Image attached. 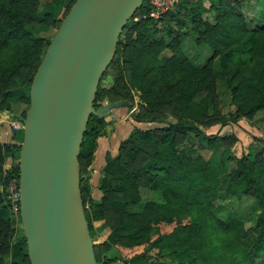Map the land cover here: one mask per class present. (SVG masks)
Here are the masks:
<instances>
[{
    "label": "trees",
    "instance_id": "obj_1",
    "mask_svg": "<svg viewBox=\"0 0 264 264\" xmlns=\"http://www.w3.org/2000/svg\"><path fill=\"white\" fill-rule=\"evenodd\" d=\"M195 2L198 8L202 0ZM210 2L209 8L217 12L215 22L192 13V23L180 21L186 25L184 33L158 36L154 35V26L148 25L147 20L153 18H134L149 9V0H145L124 26L109 64L120 58L128 65L129 86L139 90L135 119L156 121V117L147 118L141 109H159L166 102L172 104L176 117L159 128L134 127L120 142L118 153L106 159L99 185L102 196L98 201L90 199L93 211L82 196L90 229L93 220L101 219L111 206L121 218L110 231V240L120 247L147 244L145 249L152 254L133 255L131 264H264V157L258 152L253 159H237L228 171L223 155L205 157L199 151L206 145L215 146V133H206L200 124L218 96L214 79L226 81L235 105L233 113L221 116L222 124L264 110V23L248 29L237 9L240 0ZM27 5L37 11V0H0V51L19 45L20 52L9 56L14 65L28 62L26 55L36 57L42 46V38L27 28ZM178 13L179 9L174 14ZM193 30V49L201 55L198 46L211 49L204 64L193 63L183 45L186 32ZM216 56L220 58L219 67H212L210 63ZM10 93L7 90L4 95L10 98ZM101 96L99 82L96 106ZM104 123V117L92 114L89 118L78 156L80 169L83 163L91 164ZM14 135L6 147L18 157L22 139L19 142ZM143 149L149 150L148 155L134 165ZM6 171L18 174V162ZM7 173L0 160V183ZM142 176L161 199L141 198L138 182ZM80 185L82 192V182ZM247 193L256 197L249 222L232 213H217L216 201ZM4 198L0 191V210L6 206ZM8 223L0 214V264L8 249L11 264H27L25 236L10 242ZM247 235H255L250 244L245 241ZM118 237L124 242H117ZM95 253L101 260L96 248Z\"/></svg>",
    "mask_w": 264,
    "mask_h": 264
},
{
    "label": "water",
    "instance_id": "obj_2",
    "mask_svg": "<svg viewBox=\"0 0 264 264\" xmlns=\"http://www.w3.org/2000/svg\"><path fill=\"white\" fill-rule=\"evenodd\" d=\"M145 0H74L33 74L18 156L19 215L27 264H102L81 192L79 152L91 115L125 98L94 104L119 36Z\"/></svg>",
    "mask_w": 264,
    "mask_h": 264
},
{
    "label": "rangeland",
    "instance_id": "obj_3",
    "mask_svg": "<svg viewBox=\"0 0 264 264\" xmlns=\"http://www.w3.org/2000/svg\"><path fill=\"white\" fill-rule=\"evenodd\" d=\"M73 0H37V11L32 5H27L26 11L29 13L27 28L36 36L42 38V46L40 53L35 56L26 55L28 62L14 65L9 56L13 53L20 52L19 45H9L6 51H0V160L6 174L8 168L16 165L18 162L17 155L12 154L6 147V143L13 141V135L20 142L22 139V120L18 115H23L29 104V85L30 80L35 71L36 65L39 62L46 45L56 32L59 23ZM181 3L182 6L178 7ZM210 0H202V3L197 8L195 0H171L164 12L157 18L151 16H143L148 13L144 11L137 13L134 18H153L147 20L149 27H153L154 35H162L171 32L173 35H180L185 24L192 23V13L201 14L202 19L213 23L216 20L217 12L210 9ZM36 5V2H35ZM166 6V4H164ZM200 8V11H199ZM179 9L178 14H174ZM238 11L243 14L245 25L248 29H253L257 25L264 23V0H240ZM197 17V16H196ZM182 21L183 23H181ZM184 33V32H183ZM192 33L186 32L183 40L186 53L195 64H204L206 57L210 54L211 49L207 45L198 46L203 51V55L196 52L193 47L194 42L191 41ZM123 34V33H122ZM123 36V35H122ZM220 58L216 56L210 65L219 67ZM129 69L128 65L117 58L104 72L100 79V89L102 96L96 102L102 104L109 100L119 99L122 97L128 98L130 101H137L139 90L130 87L128 83ZM217 99H215L209 107L205 120L200 124L206 133H215V146H203L199 149L200 153L209 157L212 154L223 155L225 160L226 170H231L236 160L244 158L245 160L253 159L256 153H261L264 157V110H258L253 114L241 115L236 121H227L222 124L221 116L231 114L235 110V105L232 100V94L226 81L222 78L214 79ZM10 91V98L4 95L5 91ZM120 94H117V93ZM8 105V107H7ZM142 112L147 118L156 117V121L147 120L141 125L146 127H160L168 122L176 120L172 113V104L169 102L163 103L159 109H147L143 107ZM107 125L105 130L110 132L113 130V119L106 116ZM150 149V147H148ZM143 149L137 156L133 164H140L139 160H144L148 155L149 150ZM80 172L83 174L82 196L86 200V206L93 211L91 198L96 201L102 196V189L95 184V179L91 174V168L86 163L82 164ZM5 181L0 183V191L4 192L6 206L2 207L0 214L4 219L8 220L9 241L12 242L18 237L24 235L22 224L19 215V207L16 201L9 196L6 191V186L9 182L10 173H7ZM138 191L142 199L155 198L161 199V194L153 192L148 188L146 177L139 178ZM256 197L254 194L247 193L240 197L229 196L226 200H218L217 213L221 216L235 214L241 216L246 222H249V212ZM120 215L111 206H108L101 219L93 220L90 229L91 236L99 258H103L102 264H131V256L152 254L147 251L146 243L134 247H120L113 243L109 238V233L114 229ZM254 221V220H253ZM255 235H247L245 241L250 244L254 241ZM117 242L123 243V237H118ZM10 250L8 249L2 254L3 264L10 263Z\"/></svg>",
    "mask_w": 264,
    "mask_h": 264
},
{
    "label": "crops",
    "instance_id": "obj_4",
    "mask_svg": "<svg viewBox=\"0 0 264 264\" xmlns=\"http://www.w3.org/2000/svg\"><path fill=\"white\" fill-rule=\"evenodd\" d=\"M137 101H132L133 106L115 107L112 114L106 115L113 119V130H105L107 121L105 120L103 133L97 138V145L93 153L92 162L89 165L91 174L95 179V184L100 185V179L104 174V165L108 156H114L118 153L120 142L127 137L134 127L143 128L142 123L135 119V113L139 110V97ZM106 116L104 117L106 119Z\"/></svg>",
    "mask_w": 264,
    "mask_h": 264
},
{
    "label": "built area",
    "instance_id": "obj_5",
    "mask_svg": "<svg viewBox=\"0 0 264 264\" xmlns=\"http://www.w3.org/2000/svg\"><path fill=\"white\" fill-rule=\"evenodd\" d=\"M170 1L171 0H149L150 7L148 9V13L143 16H151L154 18L159 17L164 12L165 8H167ZM164 4H166V6H164ZM9 178L6 191L9 196L16 201L17 206L19 207V176L18 174H11Z\"/></svg>",
    "mask_w": 264,
    "mask_h": 264
}]
</instances>
